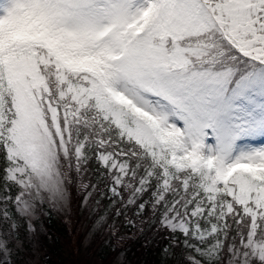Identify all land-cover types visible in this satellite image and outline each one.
Returning <instances> with one entry per match:
<instances>
[{"label": "snow or ice", "instance_id": "1", "mask_svg": "<svg viewBox=\"0 0 264 264\" xmlns=\"http://www.w3.org/2000/svg\"><path fill=\"white\" fill-rule=\"evenodd\" d=\"M71 188L157 264H264V0H0V264Z\"/></svg>", "mask_w": 264, "mask_h": 264}, {"label": "trees", "instance_id": "2", "mask_svg": "<svg viewBox=\"0 0 264 264\" xmlns=\"http://www.w3.org/2000/svg\"><path fill=\"white\" fill-rule=\"evenodd\" d=\"M70 193L78 219L75 216L70 220L67 215L61 216L52 209H47L50 214L43 217L35 236L23 238L21 259L26 264H31L28 258L32 259L27 239H30L36 247L38 257L43 264H157L159 257L154 251L149 252L145 249L141 239L132 236L122 242L118 241L111 235L112 229L109 227L113 218L107 216L102 209L87 212L80 204L77 190L71 188ZM100 216L105 217L104 229L94 234L93 239L86 245L87 235L92 232ZM73 221L76 223L74 226H72ZM78 231L80 234L76 236ZM121 232L125 237L130 235L123 229ZM113 246L117 250L127 249L126 261L123 257L117 261L118 256L113 252Z\"/></svg>", "mask_w": 264, "mask_h": 264}, {"label": "rangeland", "instance_id": "3", "mask_svg": "<svg viewBox=\"0 0 264 264\" xmlns=\"http://www.w3.org/2000/svg\"><path fill=\"white\" fill-rule=\"evenodd\" d=\"M257 143H259V141H257ZM69 195H70V199H69L68 205L61 207V206L55 204V211L57 212V214H60L61 216L67 215L70 218V220H72L75 216L78 219V216L75 213L76 210L74 212L75 206H74V204L72 205V197H71L70 190H69ZM39 215H40V213L37 214V219L41 218V216H39ZM74 224H76V223L73 221L72 226H74ZM99 229H100V226H96L95 229L92 230V232L88 233L87 238L85 240L86 245L90 243V241L93 239V235L98 233ZM79 234H80V232L78 231L76 236H78ZM27 244L29 245L30 250H31L32 259L28 258L30 260L31 264H43L38 257V254L36 252V247L32 244L30 239H27ZM23 246H24V243H23ZM25 254H27V253H25ZM120 260H121V257H119L117 261H120Z\"/></svg>", "mask_w": 264, "mask_h": 264}]
</instances>
